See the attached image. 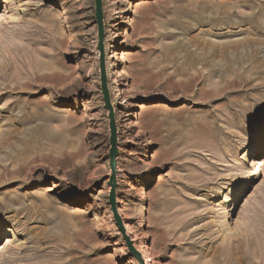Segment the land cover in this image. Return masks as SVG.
<instances>
[{
  "label": "rangeland",
  "instance_id": "obj_1",
  "mask_svg": "<svg viewBox=\"0 0 264 264\" xmlns=\"http://www.w3.org/2000/svg\"><path fill=\"white\" fill-rule=\"evenodd\" d=\"M101 1L134 248L264 264V0ZM97 42L93 0H0V264H138Z\"/></svg>",
  "mask_w": 264,
  "mask_h": 264
},
{
  "label": "water",
  "instance_id": "obj_2",
  "mask_svg": "<svg viewBox=\"0 0 264 264\" xmlns=\"http://www.w3.org/2000/svg\"><path fill=\"white\" fill-rule=\"evenodd\" d=\"M94 1V20L97 26V50L99 53V80H100V92L102 95V102L104 105V109L107 111V119H108V129H109V170L110 177L108 178L107 185L109 187L108 194V205L110 207V211L112 214L113 221L115 226L117 227L119 233L122 236V240L127 248L128 253L136 260L138 264H145L139 252L134 248L132 241L126 235L124 226L122 224V220L117 213V204H116V167L115 160L117 159L118 149L116 142V127L114 122V113L111 108V102L109 98V92L107 88V80L105 73V63H104V46H103V14H102V1L101 0H93Z\"/></svg>",
  "mask_w": 264,
  "mask_h": 264
},
{
  "label": "bare ground",
  "instance_id": "obj_3",
  "mask_svg": "<svg viewBox=\"0 0 264 264\" xmlns=\"http://www.w3.org/2000/svg\"><path fill=\"white\" fill-rule=\"evenodd\" d=\"M8 1H9V0H8ZM103 27H104V26H103ZM103 34H104V30H103ZM110 59H112V56H111V55H110L109 58H107V61L110 60ZM104 63H105V61H104ZM111 105H112V106H111V108H112L114 105H116V103H113V102H112ZM114 122L117 123V119L114 118ZM115 127H116V124H115ZM117 134H118V129L116 128V142H117ZM115 167H117V162H116V160H115ZM115 194H116V191H115ZM7 234L10 235V234H11V231L8 230V231H7ZM7 234H6V236H8ZM151 260H152V259L146 258L145 264H149V263H151Z\"/></svg>",
  "mask_w": 264,
  "mask_h": 264
}]
</instances>
